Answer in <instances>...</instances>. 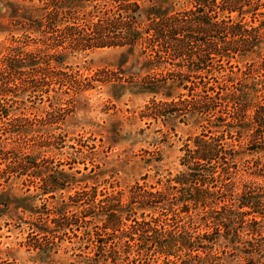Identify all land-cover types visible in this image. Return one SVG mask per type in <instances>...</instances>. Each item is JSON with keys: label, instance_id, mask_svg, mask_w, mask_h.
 <instances>
[{"label": "trees", "instance_id": "trees-1", "mask_svg": "<svg viewBox=\"0 0 264 264\" xmlns=\"http://www.w3.org/2000/svg\"><path fill=\"white\" fill-rule=\"evenodd\" d=\"M0 7L25 39L31 31H64V52L49 51L52 71L33 53L6 61L13 73L35 74L33 90L63 81L56 73L71 54L126 47L129 57H143L151 75L136 87L161 98L149 116L191 120L199 130L180 150L182 171L156 181V189L136 183L124 203L121 191L98 190L88 175L53 168L40 160L41 151L26 159L20 171L34 193L16 199L3 193L0 207L12 203L52 223L29 224L37 261L54 256L48 249L59 248L56 234L74 220L99 223L118 248L130 249L115 264H264V0H0ZM63 53L65 60L54 57ZM191 84L193 102L179 93ZM61 96L47 98L60 107ZM24 125L30 136L35 128ZM34 201L46 211H28Z\"/></svg>", "mask_w": 264, "mask_h": 264}, {"label": "rangeland", "instance_id": "rangeland-1", "mask_svg": "<svg viewBox=\"0 0 264 264\" xmlns=\"http://www.w3.org/2000/svg\"><path fill=\"white\" fill-rule=\"evenodd\" d=\"M42 30L28 32L25 39L21 31L7 24L5 11L0 7V200L34 193L33 181L20 170L26 159L40 151V160L48 158L45 162L53 168L72 173L75 178L88 175L98 181V190L121 191L123 203L129 188L136 183L156 189V181L172 179L182 171L180 150L199 130L191 120L172 117L155 121L149 116L152 104L155 106L161 98L146 95L136 87L151 79V75L144 67L143 57H129L126 47L74 53L68 60L64 59V53L56 54L55 58L65 60L56 73L64 80L48 83V89L33 90L35 74L19 70L13 73L5 68L6 61L14 55L33 53L42 68L52 71L54 64L49 51L57 48L64 52V31ZM164 67L173 70L170 65ZM190 87L189 91L179 93L186 101L193 102L196 90L192 84ZM55 93L63 94L60 107L52 105L47 98ZM181 109L184 112L185 108ZM25 122L35 128L30 136ZM36 205L38 202H32L28 211ZM13 206L11 203L8 210L0 207V260L4 263L82 264V261L86 263L85 259L93 258L115 264L117 255L130 251L126 246L118 248L114 237L104 235L99 223L73 220L64 226L68 229L65 233L56 234L60 250L50 246L48 250L54 256L37 261L32 250L37 238L29 231V224L35 220L38 225L50 227L52 223ZM35 209L46 211L45 207ZM98 242L108 246L102 250Z\"/></svg>", "mask_w": 264, "mask_h": 264}]
</instances>
